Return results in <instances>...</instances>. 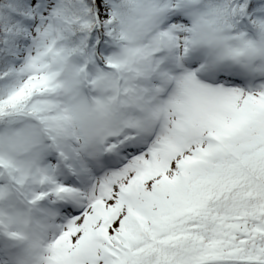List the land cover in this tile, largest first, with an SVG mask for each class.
<instances>
[{
    "label": "snow or ice",
    "instance_id": "6c2138e0",
    "mask_svg": "<svg viewBox=\"0 0 264 264\" xmlns=\"http://www.w3.org/2000/svg\"><path fill=\"white\" fill-rule=\"evenodd\" d=\"M0 264H264V0H0Z\"/></svg>",
    "mask_w": 264,
    "mask_h": 264
}]
</instances>
